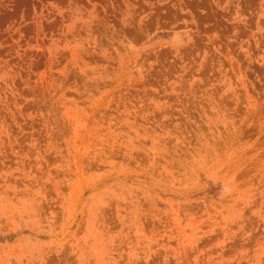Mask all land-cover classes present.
I'll return each instance as SVG.
<instances>
[{
	"label": "rangeland",
	"instance_id": "obj_1",
	"mask_svg": "<svg viewBox=\"0 0 264 264\" xmlns=\"http://www.w3.org/2000/svg\"><path fill=\"white\" fill-rule=\"evenodd\" d=\"M0 264H264V0H0Z\"/></svg>",
	"mask_w": 264,
	"mask_h": 264
}]
</instances>
